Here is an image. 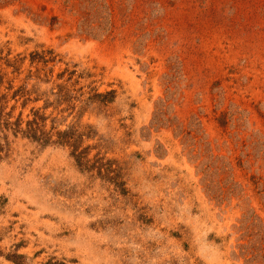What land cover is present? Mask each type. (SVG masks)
Instances as JSON below:
<instances>
[{
	"label": "rangeland",
	"instance_id": "obj_1",
	"mask_svg": "<svg viewBox=\"0 0 264 264\" xmlns=\"http://www.w3.org/2000/svg\"><path fill=\"white\" fill-rule=\"evenodd\" d=\"M0 264H264V0H0Z\"/></svg>",
	"mask_w": 264,
	"mask_h": 264
},
{
	"label": "trees",
	"instance_id": "obj_2",
	"mask_svg": "<svg viewBox=\"0 0 264 264\" xmlns=\"http://www.w3.org/2000/svg\"><path fill=\"white\" fill-rule=\"evenodd\" d=\"M17 127H19L20 123H15ZM23 134L34 139L41 141L42 143H56L60 145H69L73 148V156L75 157V161L77 165L81 169H91L92 167H96L99 172H101L103 168V164L101 163L102 158L101 157H96L95 161H93L92 164H89L90 160L87 158V148L83 150L78 149V140H77V135L75 133V129L73 128H68L65 130L57 131L55 134H53L51 131H46L44 129V118L39 115L38 112L34 114V117L31 120H28L26 122V128L23 130ZM53 135H55L56 139L51 140ZM79 137V136H78ZM99 163V165H95L96 163ZM114 170L106 169V173L113 172ZM106 174V177L108 175ZM118 175H115L114 177H109L108 179L115 181L117 183V187L122 191L125 192V188L123 187L124 183L123 182H117ZM13 261L16 260V256H9ZM19 263V262H18Z\"/></svg>",
	"mask_w": 264,
	"mask_h": 264
}]
</instances>
